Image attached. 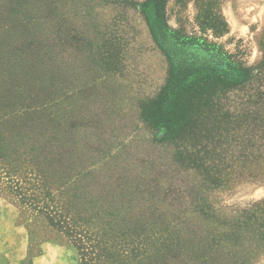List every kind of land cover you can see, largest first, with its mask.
Masks as SVG:
<instances>
[{
    "label": "rangeland",
    "instance_id": "obj_1",
    "mask_svg": "<svg viewBox=\"0 0 264 264\" xmlns=\"http://www.w3.org/2000/svg\"><path fill=\"white\" fill-rule=\"evenodd\" d=\"M51 5L57 24L54 55L40 63L39 55H33L26 68L37 70L36 81L28 85L38 97L31 92L25 94V99L31 97L40 107L37 145L39 149L61 152L56 166L65 174L95 172L79 181V187L92 188L95 198L125 207V219L119 221L118 230L125 240L123 250L143 259H158L153 252L162 245L167 220L190 210L171 206L181 197L168 192L173 185L170 149L175 145L167 144L170 134L165 128L149 122L154 107L170 87L169 58L137 7H123L111 0H52ZM159 12L162 24L181 37L217 45L245 69L258 66L264 57L259 45L264 34V0H166ZM219 12L228 30L215 35L203 23L204 18L212 19ZM65 14L68 33L65 26L62 29ZM81 29L83 37L79 35ZM109 40L110 50L105 45ZM32 50L37 54V49ZM244 93L235 92L229 98L232 110L242 117L246 114L240 109L248 100ZM237 119L228 142L216 148L258 149L259 135L254 139L243 135L248 124L243 118ZM8 143L0 149L16 148L11 138ZM69 179L64 178V183ZM236 181L231 182L233 186L206 192L216 217L208 220L198 216L201 228L215 231L233 218L245 220L242 211L264 200V184H250L247 178ZM106 185L109 190H105ZM143 186L151 190L137 192ZM2 187L0 184V264H83L77 245L64 231L50 226L39 212L20 207ZM24 188L38 197L41 208L50 204L35 181ZM123 195L126 201L121 202ZM225 249L214 254V260L245 263L240 249H233L236 256L219 255L228 252ZM252 264H264V254Z\"/></svg>",
    "mask_w": 264,
    "mask_h": 264
},
{
    "label": "trees",
    "instance_id": "obj_2",
    "mask_svg": "<svg viewBox=\"0 0 264 264\" xmlns=\"http://www.w3.org/2000/svg\"><path fill=\"white\" fill-rule=\"evenodd\" d=\"M20 1L24 3L18 5ZM111 1L141 9L155 40L169 58L170 87L154 107L149 122L165 128L170 134L167 144L175 145V149H170L173 185L168 192L181 197L171 206L190 210L167 220L162 245L153 252L154 256L159 255L158 259L129 255L123 250V234L118 232L119 221L125 219V207L95 198L92 188L79 187V181L95 172L65 174L56 166L61 152L39 149L36 126L40 107L31 97L25 99V94H35L28 83L36 81L37 70L26 68L31 57L39 55L40 63L54 55L57 24L52 0H0V147L8 143V138L16 147L0 149L2 189L20 207L39 212L50 226L64 231L77 245L83 264H223L214 256L224 247L228 252L219 255L236 256L233 249L237 248L242 251V264H252L264 254V200L254 203L249 211H242L245 220L233 218L215 231L201 228L196 219L216 217L210 196L206 195L208 190L233 186L231 182L239 178H247L250 184H264V57L258 66L245 69L219 46L203 39L181 37L160 21L163 17L159 10L166 0ZM66 16L62 15V23H66L62 29L65 26L68 33ZM211 17L204 18L203 26L215 35L226 33L228 24L222 13ZM95 30L100 32L96 27ZM79 35L83 37V29ZM105 45L110 50L112 41ZM259 45L264 53V34ZM32 49H37V54ZM235 92H246L248 96L245 107L240 109L248 119L229 105ZM237 118L248 124L243 135L253 139L259 135L258 149L216 148L228 142ZM66 177L70 179L64 183ZM31 181L44 190L50 204L41 208L38 197L24 188ZM149 189L143 186L137 192L144 194ZM88 195L92 198H86ZM57 201L59 207L55 208ZM120 201H126V196Z\"/></svg>",
    "mask_w": 264,
    "mask_h": 264
}]
</instances>
